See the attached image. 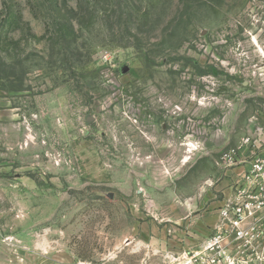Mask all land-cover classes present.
<instances>
[{
    "label": "rangeland",
    "instance_id": "1",
    "mask_svg": "<svg viewBox=\"0 0 264 264\" xmlns=\"http://www.w3.org/2000/svg\"><path fill=\"white\" fill-rule=\"evenodd\" d=\"M87 1L0 0V264H198L264 148V0Z\"/></svg>",
    "mask_w": 264,
    "mask_h": 264
},
{
    "label": "built area",
    "instance_id": "2",
    "mask_svg": "<svg viewBox=\"0 0 264 264\" xmlns=\"http://www.w3.org/2000/svg\"><path fill=\"white\" fill-rule=\"evenodd\" d=\"M248 145L246 138L239 152L232 149L224 155L226 164L241 169L232 174L212 231L195 253L198 264H264V148L259 145L239 158ZM248 256L257 261L249 262Z\"/></svg>",
    "mask_w": 264,
    "mask_h": 264
},
{
    "label": "trees",
    "instance_id": "3",
    "mask_svg": "<svg viewBox=\"0 0 264 264\" xmlns=\"http://www.w3.org/2000/svg\"><path fill=\"white\" fill-rule=\"evenodd\" d=\"M83 2H84V4H83ZM56 4H57V2L55 1V5ZM76 6L80 12L84 10L86 12H89V14H91V15H93L96 12V9L98 10V8L96 7V4H94V3L91 4V2H88L87 0H76ZM77 8H75V9L71 8V9H73V10H71V12H74L75 14H77ZM104 13H105V15H107V17L111 16V14L107 13L106 9L104 10ZM113 13H114V11L112 12V14ZM66 21L68 23V19H66ZM66 26H68V28H69V26L72 27V23L70 22L69 25H66ZM57 29H58V32L62 33V34H60L61 35V39H60L61 45L66 44V48L68 49L69 42H66V39H65L66 35L63 32H61L60 26L57 27Z\"/></svg>",
    "mask_w": 264,
    "mask_h": 264
},
{
    "label": "crops",
    "instance_id": "4",
    "mask_svg": "<svg viewBox=\"0 0 264 264\" xmlns=\"http://www.w3.org/2000/svg\"><path fill=\"white\" fill-rule=\"evenodd\" d=\"M216 216H217V215H216ZM216 219H217V217H214V218H213V221H211V222H212V226L215 224Z\"/></svg>",
    "mask_w": 264,
    "mask_h": 264
}]
</instances>
